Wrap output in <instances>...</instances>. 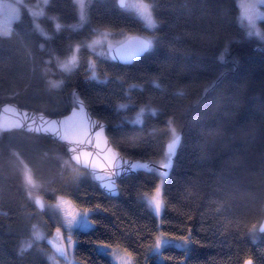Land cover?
Here are the masks:
<instances>
[{
    "label": "trees",
    "instance_id": "1",
    "mask_svg": "<svg viewBox=\"0 0 264 264\" xmlns=\"http://www.w3.org/2000/svg\"><path fill=\"white\" fill-rule=\"evenodd\" d=\"M151 1L154 30L116 0H89L85 22L73 28L74 1L48 0L37 18L48 38L22 6L9 33L0 36V104L58 118L75 106V95L106 124L112 148L155 169L167 161L165 144L174 128L181 139L163 178L160 230L167 238L189 235L188 251L166 246L160 262L148 255L156 219L143 196L155 189L157 169L118 180V194L110 197L69 160L63 145L0 130V264H49L44 241H32L23 252L21 246L32 240L37 214L49 234L59 226L30 197L24 167L43 201L64 198L91 210L92 227L74 233V257L83 264H111L98 244L123 249L137 264H264V232L258 233L264 220V45L239 24L236 0ZM260 25L264 32V21ZM98 29L146 34L154 46L129 65L82 46L76 67L63 71L59 59ZM89 63L106 83L90 78ZM49 81L61 87L52 89ZM133 85L139 87L129 91ZM120 104L129 107L118 110ZM146 105L158 114L133 123Z\"/></svg>",
    "mask_w": 264,
    "mask_h": 264
},
{
    "label": "rangeland",
    "instance_id": "2",
    "mask_svg": "<svg viewBox=\"0 0 264 264\" xmlns=\"http://www.w3.org/2000/svg\"><path fill=\"white\" fill-rule=\"evenodd\" d=\"M73 1L76 5V10H77L76 12L78 15V21L76 24L74 23L73 26L75 27L73 28H78L82 25L83 22H85L86 11H85V19L82 21L80 0H73ZM88 1L89 0H83L84 10H86V4ZM47 2L48 0H36L33 3H30L29 1L27 2L26 0H0V33L2 32L9 33L12 22L18 19V18L16 19L12 18L11 8L13 7L16 8L17 17H19L20 9L22 6H24L31 15L33 22L32 24L34 28L40 31V29L42 28L37 18L45 14L44 12ZM236 3L239 8V15H238L239 24L244 28L247 35L254 37L259 43L264 45V32L260 25V22L264 21V0H236ZM140 4H146L148 6L149 12L152 14L150 8L152 4L151 0H126V4H125L126 7H124V9L126 11L131 12L134 16H136L137 19H139L143 23V25L147 28L146 22L143 20V17L141 16L140 11L138 9V5ZM6 5H9L11 7H6ZM249 17H251V21H249ZM56 22L57 21L55 20L54 22L55 25H57ZM129 36L130 34L128 33H123L118 31L111 32L109 30L106 31V29H98L96 30V32H94V34L90 39L86 40V42H84L83 44H75L72 49L77 53L79 49V48L77 49V45H83L88 49H90L95 54H106L105 52L108 51L109 47H113L114 45H116V43L122 42L124 39H126ZM141 36L145 37L146 39H152L151 36L146 34H141ZM94 41H99V43L94 44L93 43ZM90 44L93 45L92 48L88 47V45ZM71 54L72 53L70 52L64 58L59 59L58 62L59 65L60 63L64 62ZM29 172L30 171L26 167H24L22 168V171L20 173H22V179L24 182L23 184H25L30 197L34 199V202L35 199L40 198L42 200L41 204L43 205L45 212L51 215L53 218H55L58 221L59 226H56L55 228L51 229V234H49L47 230H49L50 226H45L44 225L45 220L40 214H37L36 216L37 221L34 224L35 226L32 235V240L25 241L24 243H22L21 247H27L28 245H30L31 247L32 241L35 242L44 241L46 243L48 239H51L63 247L65 255L58 256L55 253H53V251L46 252L45 257H47L49 264H83L74 257V247H75L74 244H76L74 233L75 231H85L90 229L92 227V221L90 217L87 225H85L83 221H81L79 225L69 230L67 228V221L71 218L69 213L75 215L76 213H83L84 210L76 208L72 202L68 204H64L63 207L59 206L61 201L70 202L69 200L64 198L62 199L56 198L53 202H49V203L43 201L42 197H40L37 194L36 191L37 187L34 184L31 174ZM29 179L31 180V183H29ZM162 186H163V177L160 175L155 189L149 195L143 196V200L145 201V203L147 204V206L149 207V209L151 210V212L153 213L156 219V235L152 245L149 247L148 255L156 256L158 262L162 261L160 252L164 247L173 246L180 250L182 249L188 251L190 246L189 235H187V237L185 238H180V239L167 238L163 235L162 231L160 230L161 215L163 210L162 188H161ZM157 188H160L161 190L159 197L161 200V211L159 215H157L154 209L150 206V201L152 197L155 195ZM89 212L91 213V210H89ZM34 233H40L43 238L36 239ZM158 238L161 240L167 239L169 241L167 245L161 247L159 252L155 251L156 241ZM69 240H71V245H69ZM30 247H27V249ZM105 248L107 249V254H104ZM96 250L99 253L107 256L111 264H121V262L126 261L127 259H130L132 264H137L135 263V261L133 260L130 254H128L126 251H124L123 249L117 246L98 244L96 246Z\"/></svg>",
    "mask_w": 264,
    "mask_h": 264
},
{
    "label": "snow or ice",
    "instance_id": "3",
    "mask_svg": "<svg viewBox=\"0 0 264 264\" xmlns=\"http://www.w3.org/2000/svg\"><path fill=\"white\" fill-rule=\"evenodd\" d=\"M6 7H11L9 5H6ZM119 7L124 8L126 7L124 0H120L119 3ZM80 9H81V20L83 21L85 19V10H84V4H83V0H80ZM138 9L140 11L141 16L143 17V20L146 22V26L149 29H156L158 27V25L155 23V21L153 20L152 14L149 12L148 6L146 4H140L138 5ZM11 13H12V18L16 19L17 17V10L16 8H11ZM249 21H251V17H249ZM39 27V26H37ZM62 27V25H60L59 23L56 25L57 30H60ZM75 27V26H72ZM41 34L44 35L46 38L47 37V33H44L42 29H40ZM7 32H2L0 33V35H7ZM95 43H99V41H94ZM83 45H77V49L82 47ZM154 46V41L152 39H137L135 41L129 42L126 45L121 46L120 48H118L115 52V54H111V47H109V52L106 53V58L109 57L112 60H119L124 62L125 64L131 63L133 60H135L137 57L141 56L142 54L148 53L153 49ZM89 48H92L93 45H88ZM69 52H71L72 54L62 63H60V68L63 71H70L72 68L76 67L77 63H78V57L76 55V52L73 51V49L71 48V46L69 47ZM221 61L224 60V56L221 55L220 57ZM89 70L91 71L92 75H91V79L93 80H97L100 83H106L107 81H100L97 73H96V69H95V64L93 63H89ZM62 82H57V81H49V86L52 89H56V88H60L61 87ZM155 87L159 88L160 85L159 84H154ZM139 86L137 85H133L131 86V88L129 89V91L132 90V88H138ZM74 99L76 101L77 104L80 105V111L79 112H73V116L71 118H69L68 120L65 121H57V120H52V121H48L47 124L49 125H57L59 124L64 132L67 134L69 132H82L83 136L82 138H77L74 140H71V143H75L78 145H89L92 146V137H91V133H92V128L89 127L88 125L90 123H92L94 125V122H90L87 121L84 115V106H83V101L79 100L78 97H75L74 95ZM129 107V105L127 104H120L118 105V110L119 109H127ZM148 113L152 116H155L158 114V110L156 108L151 107V105H146L144 107H142L140 109V112L137 115L136 121H134L133 123H142V116ZM101 131L96 132L95 136L97 138H99L102 135L103 132V125L100 126ZM30 130H35V131H44V132H48L51 131L52 129L50 127L48 128H36V129H30ZM56 135H60L59 130L56 131ZM180 137L179 135L176 133L175 129H172V140L171 142L167 145V152H166V160L168 161L167 163H165L164 165H162V167L164 168H168L170 167V163H171V159L174 156L175 150L178 146ZM96 147H98V143L97 145H95ZM73 152H76V149H71ZM111 151V150H109ZM73 160L76 161L77 164H81L83 163V165L85 167H91L94 171L99 168L100 166L96 164L95 162V157L93 156L92 152L89 151H84L81 150L78 152V154L74 155ZM107 168L109 169H115V171L112 173L113 176H120L123 171L125 170H131V171H137V170H146L149 172L152 171H156L155 168L151 167L149 164H143V163H130L127 160H120L118 161V158L115 154H112L111 156V162H109L107 164ZM162 175H167V173H162ZM98 180L100 181H105L107 180V182H102L101 183V187L105 188L107 191H109L110 193L113 192L114 190V184L111 182L110 177L106 178V177H102V176H97L96 177ZM29 183H31V180L29 179ZM160 188L156 189L155 195L152 197L151 201H150V206L154 209L155 213L157 215H159L160 211H161V200H160ZM36 203L38 205H40L41 207H43L42 204H40V201L37 200ZM71 202L68 201H61L60 205L61 207H63L64 204H68ZM69 215L71 216V218L67 221V228L69 230H71L72 228H74L75 226L79 225L81 223V221H83V223L85 225H87L88 221H89V217L91 216V213L89 212L88 209H84L83 213H76L75 215H72L71 213H69ZM261 231H264V226L261 227L260 229ZM59 231V229H58ZM34 236L36 239H42V235L40 233H34ZM169 243V241L167 239L161 240V239H157L156 241V248L155 251L159 252L161 247L164 245H167ZM69 245H71V240H69ZM27 247H30V245H28ZM27 247H22L21 251H26ZM57 252L63 256L65 255L64 249L63 248H57L56 249ZM104 254H107V249L105 248L104 250ZM121 264H132L130 259H127L126 261L121 262ZM243 264H252L251 259H247L243 262Z\"/></svg>",
    "mask_w": 264,
    "mask_h": 264
},
{
    "label": "water",
    "instance_id": "4",
    "mask_svg": "<svg viewBox=\"0 0 264 264\" xmlns=\"http://www.w3.org/2000/svg\"><path fill=\"white\" fill-rule=\"evenodd\" d=\"M119 3L120 0H116V4L119 7ZM124 3L126 4V0H124ZM121 8V7H119ZM123 9V8H121ZM137 39H146L145 37L141 36V35H137V34H133L130 35L129 37H127L126 39H124L122 42L114 45L113 47H111V54H115L116 50L118 48H120L123 45L128 44L129 42L135 41ZM109 49L107 52L108 53ZM108 59L110 61H112L113 63H117L120 65H129L132 64L133 61L136 60H140V58L144 55L142 54L141 56L137 57L135 60H133L131 63L125 64L122 61L119 60H112L110 58V55ZM75 94V93H74ZM79 100H81L79 98ZM82 101V100H81ZM83 106H84V115L87 121L90 122H94V125L92 123H90L88 126L92 128V133H91V137H92V146H89L87 144L85 145H78L75 143H71V140L77 139V138H82L83 134L82 132H69V133H65L63 128L57 124V125H49L47 124L48 121H52V120H57V121H65L68 120L69 118H71L73 116V112H79L80 111V105L76 103L75 101V106L72 107L70 109V111L61 117H49L46 116L43 113L40 112H36L33 110H27V109H23L18 107L15 103H3L0 104V130L2 132H9L12 130L15 131H23L26 133H30V134H34V135H38V136H42L45 137L49 140H52L54 142H57L61 145L64 146V148L67 150L68 152V158L69 160H71V162L82 168L83 170H87L93 177L94 181L99 185V187L101 188V190L108 196L110 197H115L118 194L117 189V181L129 176V175H135V173L137 172H149L146 170H137V171H131V170H125L123 171V173L120 176H113L112 173L115 171V169H109L107 168V164L109 162H111V156L112 154H115L118 158V161L120 160H127L130 163H143V164H149L151 167L152 164L148 163V162H144V161H139V160H132L129 158H125L123 155H121L115 148H112L113 146L110 144L106 134H105V129H106V124L100 120H98L97 118L93 117V115L90 113L88 107L85 105V103L83 102ZM103 125V132L102 135L97 138L95 136L96 132L101 131L100 126ZM50 127L52 130L48 131V132H44V131H35V130H30V129H36V128H48ZM59 130L60 135H56V131ZM179 137L181 139V134H179ZM171 142V140L165 144V152H167V145ZM98 143V147H96L95 145H97ZM179 144H180V140L178 143V146L175 150L174 156L177 153V150L179 148ZM76 149V152H73L71 149ZM84 150V151H89L93 153V156L95 157V162L97 165H99L100 167L97 168L95 171L91 168V167H85L83 165V163L81 164H77L75 160H73V156L78 154L79 151ZM111 150V151H109ZM171 159V163H170V167L168 168H164L162 167V165H164L165 163H167L168 161H166L165 163H163L160 166H156L157 171L160 173V175L165 179L167 178L166 176H168L170 169H171V165H172V161L173 158ZM167 173V175H162V173ZM97 176H102V177H106L111 179V182L114 184V190L113 192H109L107 191L105 188L101 187V183L102 182H107V180L105 181H100L98 180L96 177ZM39 200L40 204L42 203V200L40 198L35 199V205L37 206V208L42 211L43 207H41L40 205H38L36 203V201ZM264 226V220H262V222L259 224L258 226V233H263L264 231H261V227ZM46 245L49 247V249L51 251H53V253H55L58 256H61L58 252H57V248H63L60 244H58L57 242L48 239L46 241ZM253 264V263H252Z\"/></svg>",
    "mask_w": 264,
    "mask_h": 264
},
{
    "label": "bare ground",
    "instance_id": "5",
    "mask_svg": "<svg viewBox=\"0 0 264 264\" xmlns=\"http://www.w3.org/2000/svg\"><path fill=\"white\" fill-rule=\"evenodd\" d=\"M90 111V110H89ZM91 113V112H90ZM92 114V113H91ZM96 118V117H95ZM99 120V119H98ZM101 121V120H100ZM106 130V129H105ZM106 134V133H105Z\"/></svg>",
    "mask_w": 264,
    "mask_h": 264
}]
</instances>
